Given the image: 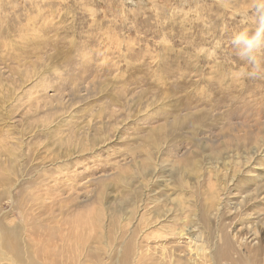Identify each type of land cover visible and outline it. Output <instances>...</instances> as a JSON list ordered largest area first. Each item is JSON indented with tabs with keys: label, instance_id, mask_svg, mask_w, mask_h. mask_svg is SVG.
<instances>
[{
	"label": "rangeland",
	"instance_id": "374dc122",
	"mask_svg": "<svg viewBox=\"0 0 264 264\" xmlns=\"http://www.w3.org/2000/svg\"><path fill=\"white\" fill-rule=\"evenodd\" d=\"M252 4L0 0V228L24 261L136 264L131 231L156 208L150 242L179 251L248 224L264 228V77L231 78L249 67L231 38L255 27ZM213 184L218 211L203 198ZM187 215L179 240L173 228Z\"/></svg>",
	"mask_w": 264,
	"mask_h": 264
},
{
	"label": "bare ground",
	"instance_id": "6f19581e",
	"mask_svg": "<svg viewBox=\"0 0 264 264\" xmlns=\"http://www.w3.org/2000/svg\"><path fill=\"white\" fill-rule=\"evenodd\" d=\"M2 145V144H1ZM6 146V145H5ZM13 146V145H12ZM257 146V145H256ZM8 145L6 146L5 149H7ZM9 148V147H8ZM256 148V147H255ZM1 149V148H0ZM3 149V148H2ZM12 149V148H10ZM1 154H3L1 152ZM10 155V154H9ZM9 159V158H8ZM237 159H239V157H237ZM10 160V159H9ZM216 162L217 164L220 162H223V166L229 167V161L227 158H225V160H223V158H216ZM5 163V162H4ZM9 163V162H8ZM11 163V162H10ZM9 163V165H10ZM35 163V162H34ZM6 164V163H5ZM1 165V164H0ZM50 165V164H49ZM53 165V164H52ZM7 166V165H6ZM5 166V167H6ZM4 167V168H5ZM8 167V166H7ZM11 168V167H10ZM47 169V168H46ZM50 169H52L50 167ZM137 169V168H136ZM146 169V168H144ZM49 170V169H48ZM155 170V169H154ZM145 171V170H144ZM6 172V171H4ZM59 172H61L59 170ZM147 172V171H146ZM153 172V171H152ZM148 173V172H147ZM146 173V174H147ZM154 173V172H153ZM1 174V173H0ZM64 174V173H63ZM62 174V175H63ZM151 174V173H150ZM60 175V176H62ZM70 175V174H69ZM155 175V174H154ZM49 177V176H48ZM236 177V175H232V178ZM67 178L70 179V177L68 176ZM64 178L60 179L63 180ZM67 179V180H69ZM49 180V179H48ZM59 180V179H58ZM65 180V179H64ZM66 180V181H67ZM139 180V179H138ZM145 180V179H144ZM50 182V181H49ZM57 182V179H56ZM59 182V181H58ZM69 182V181H68ZM136 182V181H135ZM147 182V181H145ZM60 183V182H59ZM138 183V181H137ZM1 184V183H0ZM40 184V183H39ZM47 184V183H46ZM61 184V183H60ZM2 185V184H1ZM57 185V183H56ZM69 185V184H68ZM55 185H53L54 187ZM215 184H213L211 190L204 192V202L206 204V207L211 208L212 210L215 209L216 207V211H218V206H219V191L217 188H214ZM52 187V184H51ZM57 187V186H56ZM139 187V186H138ZM45 188V187H44ZM50 189V188H49ZM55 189V188H54ZM68 189V188H67ZM51 190V189H50ZM49 190V191H50ZM56 190V189H55ZM61 190V189H60ZM48 191V190H47ZM56 192V191H55ZM3 194V193H2ZM40 194V193H39ZM38 194V195H39ZM44 194V193H43ZM53 194V193H52ZM139 195V194H138ZM142 195V194H141ZM260 195V194H258ZM257 193H250L249 195L244 196L241 198V201L243 200H247V199H255L258 197ZM33 197V195H32ZM146 197V196H145ZM38 198V197H37ZM48 198V197H47ZM12 199V198H11ZM28 199V198H27ZM34 200V199H33ZM43 200V199H42ZM141 200V199H140ZM139 200V201H140ZM12 201V200H11ZM50 201V200H49ZM142 201V200H141ZM189 201V200H188ZM27 202V201H25ZM138 201H134L131 202V205H135V203H137ZM180 202V201H179ZM51 203V202H50ZM49 203V204H50ZM61 203V202H59ZM186 203V202H185ZM194 203V201H193ZM24 204V203H23ZM22 204V205H23ZM27 204V203H26ZM44 204V203H42ZM140 204V203H139ZM195 204V203H194ZM241 203L237 204V207H239ZM12 205V204H11ZM31 206V204L29 205ZM137 206V205H136ZM151 206V205H150ZM172 206V205H171ZM179 206V204H178ZM181 209L179 208V212L185 214L186 211L189 209H187V205L185 206V204H181ZM27 207V206H26ZM152 207V206H151ZM149 207V208H151ZM155 207V206H154ZM162 207V206H161ZM146 208V207H145ZM175 209V207H174ZM30 210V209H29ZM38 210V209H37ZM50 210V209H49ZM132 210V209H131ZM197 210V209H196ZM21 211V210H20ZM47 211V210H46ZM61 211V210H60ZM147 211V210H146ZM150 211V209H149ZM152 211V210H151ZM171 208H163L162 207V211L163 213H170ZM174 211V210H173ZM178 211V210H177ZM24 212V211H21ZM29 212V211H27ZM116 213L121 214V211L117 208H115ZM175 212V211H174ZM33 213V212H32ZM35 213V211H34ZM33 213V214H34ZM48 213V212H46ZM54 213V212H53ZM65 213V212H64ZM134 213V212H133ZM145 210L141 213V215L138 216V218L136 219V226L133 228V230L131 231L132 234H134V241H135V251L132 253L135 259V263L136 264H142L143 260H147V257L149 259L152 260V263L154 261H160L162 264H264V244H263V232H264V228H261V226H259L258 224L252 225V224H248L244 229V231L239 228L237 230H233L231 229V231H225L224 234L219 233L217 235V237H214L212 243L208 244L205 241H201L198 242V240H194V242L196 243V245L191 244V242L186 243L187 246L184 247L182 250L179 251V249L175 248V247H166L167 245L163 242L162 240H156L157 242L151 243L148 236L150 235V233L148 232L150 230L151 227H157L158 226V222L155 223V220L158 221V218L161 217L159 208H156L155 211L153 212V217H148L144 215ZM150 213V212H149ZM189 213V212H188ZM40 214V213H39ZM52 214V213H51ZM68 214V213H67ZM66 214V215H67ZM165 214V215H166ZM193 214V213H191ZM149 215V214H147ZM169 215V214H168ZM171 215V214H170ZM174 215V214H173ZM27 217V216H25ZM23 217V218H25ZM35 217V216H34ZM121 217V215L119 216ZM123 217V216H122ZM121 217V220L123 221V218ZM126 217V216H125ZM173 217V216H172ZM171 217V218H172ZM188 217V218H187ZM195 217V215H194ZM38 218V217H37ZM51 218V217H50ZM49 218V219H50ZM61 218V217H60ZM65 218V217H64ZM77 218V217H76ZM75 218V219H76ZM80 218V217H78ZM127 218V217H126ZM22 219V218H21ZM190 219H192V216L187 215L186 217L184 216L183 218L180 219V225H178L177 227V231L175 232V229L173 228V235H177L179 240H182L184 238L185 240V236L187 234L186 230H189L191 227H189L187 224H189ZM30 220V219H29ZM52 220V219H51ZM195 220V219H193ZM24 221V220H22ZM28 220L26 219V222ZM64 221V220H63ZM163 221V220H162ZM179 221V220H178ZM189 221V223H187ZM198 221V220H197ZM25 222V221H24ZM22 222V223H24ZM44 222V221H43ZM19 223V220H18ZM21 223V224H22ZM48 223V222H47ZM57 223V222H56ZM53 222V224H56ZM69 223V222H68ZM154 223V224H153ZM196 223V222H195ZM194 223V224H195ZM2 224V223H1ZM25 224V223H24ZM27 224V223H26ZM58 224V223H57ZM72 224V223H71ZM151 224V226H149ZM49 225V224H48ZM88 225V224H87ZM161 225V224H160ZM264 225V222H263ZM3 226V225H2ZM13 226V225H12ZM69 226V224H68ZM72 226V225H71ZM202 226V225H201ZM18 227V226H17ZM62 227H65L64 224ZM78 227V225H77ZM173 227V226H172ZM20 228V227H19ZM30 228V226H29ZM35 228V227H33ZM70 228V227H69ZM5 229V228H4ZM63 229V228H62ZM67 229V228H66ZM100 229V228H99ZM75 230V229H74ZM109 230V229H108ZM154 230V229H153ZM18 231V230H17ZM122 231V228H121ZM12 232V231H11ZM16 232V231H15ZM58 232V231H57ZM123 232V231H122ZM155 232V231H154ZM50 233V231H49ZM202 233V232H199ZM226 233V234H225ZM64 234V233H63ZM62 234V236H63ZM69 234V233H68ZM84 234V233H83ZM102 234V233H101ZM31 235V234H30ZM57 235V234H56ZM67 235V233H66ZM19 236V234L17 235ZM15 236V237H17ZM33 236V235H32ZM51 236V235H50ZM49 236V237H50ZM54 236V235H53ZM58 236V235H57ZM61 236V237H62ZM69 236V235H68ZM73 236V235H72ZM76 236V235H75ZM48 237V238H49ZM59 237V236H58ZM81 237V236H80ZM108 237V236H107ZM122 237V236H120ZM20 238V237H19ZM28 238V237H27ZM31 238V237H30ZM52 238V237H51ZM55 238V237H53ZM250 239V241H248V239ZM47 239V238H46ZM57 239V238H56ZM71 239V238H70ZM87 239V238H86ZM18 240V239H17ZM34 240V239H33ZM59 240V238H58ZM62 240V239H61ZM77 240V239H76ZM79 240V239H78ZM102 240V239H101ZM104 240V239H103ZM102 240V241H103ZM106 240V239H105ZM132 240V238H131ZM140 240V241H139ZM145 243L144 246H142L140 244V242ZM149 240V241H147ZM66 241V240H65ZM83 241V239H82ZM92 241V240H91ZM101 241V242H102ZM187 241V240H186ZM255 241V243L253 245H251V242ZM52 242V239L51 241ZM50 242H46L47 244H44V246L42 245V249L40 250L41 254L43 256H46V258L48 256L52 255L51 251H48V245L50 244ZM56 242V241H55ZM59 242V241H58ZM71 242V241H70ZM106 242V241H105ZM19 243V242H18ZM68 243V242H66ZM73 243V242H72ZM79 243V242H78ZM55 244V243H54ZM59 244V243H58ZM65 244V243H64ZM19 245V244H18ZM67 245V244H66ZM89 245V244H88ZM92 245V244H91ZM113 245V244H112ZM130 242L125 244L122 247V251L123 252H129L131 249ZM71 246V244H70ZM76 246V245H75ZM87 246V245H86ZM27 247V246H26ZM32 247V246H31ZM118 247V246H117ZM37 248V246H36ZM46 248V249H44ZM55 248V247H54ZM73 248V247H72ZM71 248V249H72ZM242 248H245V250H242ZM31 249V248H30ZM29 249V250H30ZM38 249V248H37ZM153 249V251H152ZM218 249V252H217ZM27 250V249H26ZM34 250V248H33ZM67 250V249H66ZM69 250V249H68ZM151 250V251H150ZM63 251V250H62ZM157 251V252H156ZM81 252V251H80ZM148 252V254L146 255L145 253ZM149 252H153L154 254L156 253L158 255V257L156 258V256L151 253L149 254ZM159 252V253H158ZM216 253L217 256H215L214 254ZM27 253V252H26ZM58 253V252H56ZM70 253V252H69ZM22 254V253H21ZM20 251H19V247L17 246L14 237L11 236V234L9 232H6V230L4 231L3 228H0V255H2V257L10 259L11 263L13 264H33L30 262V260L24 261L23 257L21 256ZM31 254L30 252L27 253ZM63 254V253H62ZM65 254V253H64ZM67 254V252H66ZM74 254V253H73ZM181 254V255H180ZM69 255V254H68ZM79 255V254H78ZM26 256V255H25ZM37 256V255H36ZM39 256V255H38ZM59 256V255H58ZM63 256V255H61ZM65 256V255H64ZM67 256V255H66ZM147 256V257H146ZM243 256L245 257V259L243 258ZM0 257V258H2ZM79 257V256H78ZM69 258V257H68ZM28 259V258H27ZM38 259V258H37ZM58 259V258H57ZM59 259H63V258H59ZM66 259V258H65ZM36 260V259H35ZM68 260V259H67ZM38 260H36L37 262ZM35 262V263H36ZM41 262V260H40ZM45 264H47V261H44ZM43 262V263H44ZM145 263V262H144ZM156 263V264H157ZM37 264V263H36ZM49 264H57L55 263V260H52L51 263ZM78 264V263H77Z\"/></svg>",
	"mask_w": 264,
	"mask_h": 264
},
{
	"label": "clouds",
	"instance_id": "9594fccd",
	"mask_svg": "<svg viewBox=\"0 0 264 264\" xmlns=\"http://www.w3.org/2000/svg\"><path fill=\"white\" fill-rule=\"evenodd\" d=\"M254 17V28H242L236 31L231 38V45L236 55L249 67H241L231 73L234 81L242 82L246 78L264 77V63L261 55L264 54V0H253L248 9ZM216 47L220 44L217 42Z\"/></svg>",
	"mask_w": 264,
	"mask_h": 264
}]
</instances>
